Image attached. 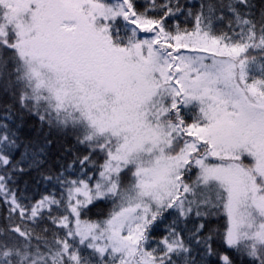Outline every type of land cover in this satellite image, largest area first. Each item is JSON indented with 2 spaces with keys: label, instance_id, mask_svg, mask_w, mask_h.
Instances as JSON below:
<instances>
[{
  "label": "snow or ice",
  "instance_id": "snow-or-ice-1",
  "mask_svg": "<svg viewBox=\"0 0 264 264\" xmlns=\"http://www.w3.org/2000/svg\"><path fill=\"white\" fill-rule=\"evenodd\" d=\"M0 264H264V0H0Z\"/></svg>",
  "mask_w": 264,
  "mask_h": 264
}]
</instances>
